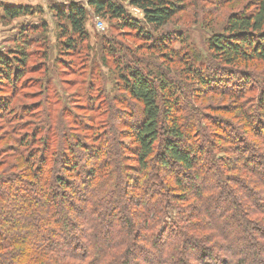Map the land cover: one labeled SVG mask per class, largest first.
I'll use <instances>...</instances> for the list:
<instances>
[{"label": "trees", "instance_id": "1", "mask_svg": "<svg viewBox=\"0 0 264 264\" xmlns=\"http://www.w3.org/2000/svg\"><path fill=\"white\" fill-rule=\"evenodd\" d=\"M179 1L130 0L129 4L142 12L141 22L132 20L124 6L113 0H87V6L97 16L133 29L147 39L145 47L157 50L168 48L167 38L155 42L151 33L176 16L183 5ZM34 12L28 7L0 3V20ZM59 17L64 19L58 34L63 39L61 50L73 51L78 42L86 39L87 10L72 6ZM148 28L153 31L148 32ZM32 36L21 32L16 40L18 47L0 54V83H12L15 77L14 85L19 79L16 73L25 65L29 46L37 42ZM206 44L224 74L205 77L198 59L183 58L197 88L205 91L211 87L210 91L215 92L223 87L221 80L227 75V88H234L238 82L248 85L252 73L237 67L264 64V0H256L246 12L231 14L222 30L213 32ZM238 74L240 81L233 78ZM152 75L129 67L125 75L119 76L118 90L140 104L139 120L125 125L129 129L125 137L135 145L127 158L120 156L122 142L117 141L113 131L104 133L99 142L100 135H90L95 141L92 147L75 140L65 153L51 152L48 158L37 156L32 149L26 154L18 153L17 162L24 169L16 182L24 188L0 190V264H264V243H256L254 236L263 231L257 225L264 223V203L255 200L254 195L264 197V184L245 203L231 201L229 205L230 191L221 195L223 198L212 193L215 187L226 189L224 183L235 179L223 175V170L234 169L237 162L217 158L216 150L223 149L220 143L230 145L233 156L240 155V163L264 179V170L254 162L256 154L241 146L243 138L215 117L205 118L207 126L216 130L210 143L209 137L198 133L193 119L182 117L185 108L174 85L166 77L156 74L158 80H154ZM113 100L124 105L116 96ZM259 107V111L246 113L243 120L249 123L246 126L252 130L250 133L264 138V126L259 133L256 124L250 123L253 115L264 117L263 101ZM90 127L95 129V125ZM77 152L86 157L91 153V162L76 163L73 156ZM125 167L137 173L132 182L125 183ZM172 169L176 172L171 173ZM10 179L2 176L0 183L10 186ZM166 195L170 203L165 201ZM6 199L9 201L5 203ZM77 201L81 206H75ZM186 202L187 206H183ZM135 206L141 210L140 215L133 211ZM169 206L176 209V218L167 215ZM144 213L147 214L143 216ZM185 216L188 222H184ZM201 216L208 218L203 228L196 223ZM186 228L213 234L197 239ZM135 237L142 240L134 244ZM218 249L224 255L213 256Z\"/></svg>", "mask_w": 264, "mask_h": 264}, {"label": "rangeland", "instance_id": "2", "mask_svg": "<svg viewBox=\"0 0 264 264\" xmlns=\"http://www.w3.org/2000/svg\"><path fill=\"white\" fill-rule=\"evenodd\" d=\"M113 1L124 6L132 20L142 21V12L131 6L130 0ZM179 2L183 4L181 9L166 26L155 32L151 28L147 29L148 32L153 31L151 34L155 42L166 37L167 49L159 47L157 50H152L145 47V44L149 43L146 38L139 37L138 33L129 27H122L118 21L97 16L87 6V0H28L19 6L34 9V14L13 20H0L1 55H6L18 47L16 40L21 32L33 35L32 37L37 41L35 46H29L25 65L19 72H14L20 75L15 84L13 85L15 77L12 78V83L8 84L5 80L0 83V178L9 176L13 181L10 186L0 183L1 191H7L9 188L13 190L16 186L24 188L16 182L23 176L24 169V166L17 162V155L20 152L26 154L31 149L37 156L48 158L51 152L65 153L68 146H74L75 140L83 141L92 147L95 142L91 138L92 135H100L97 137L99 142L104 139V133L109 134L113 131L117 141L122 142V150L119 148L120 156L127 158L135 145L130 138L125 137L129 130L125 125L134 122L136 124L140 113V104L118 90L119 76L125 75L129 67L145 74H153L154 80H158L159 75L166 77L177 89V94L181 98L185 108L182 117L193 119L199 134H205L209 137L210 143L213 142L212 133L216 130L207 126L208 122L205 118L215 117L222 125L235 130L243 138L244 143H240L241 146L256 154L257 158L254 162L264 170V138L255 137L250 133L252 130L246 126L249 123L243 120L246 113L259 111V105L264 102V92H262L264 64L239 65L237 69L241 72L252 73L249 84L238 82L234 88H227L226 78L229 77L227 75L221 80L223 87L214 89L213 92L210 91L211 87L205 91L197 88L199 85L188 75L183 59L185 57L198 59L197 65L200 66L205 77L224 74L207 49V38L213 32L221 31L231 14L248 11L256 0H180ZM0 3L18 6L3 0H0ZM72 6L87 10L85 28L87 35L83 42L77 43L73 51L63 52L60 46V40L63 39H60L58 34L64 19L59 17V14L68 11ZM43 24H46L45 28L41 27ZM30 26L37 29L28 30ZM233 78L240 81L241 77L238 74ZM197 94L200 96L197 97ZM114 96L118 101H124V105L115 103ZM250 123H255L260 133L259 130L264 126V117L262 118L260 114L253 115ZM92 125H95V129H91ZM220 146L223 149L221 152L216 150L217 158L224 162L228 159L237 162L234 169L223 170V175L235 179L224 183L227 190L215 187L212 193H218L220 198H223L221 195L230 191L227 198L229 205L231 201L245 203L244 200L248 199V196L262 188L264 179L256 175L250 167L241 164V156H233L235 152L230 149V145L220 143ZM90 155L91 153H87L86 157L77 152L73 157L76 163H81L82 160L84 165H88L91 162ZM125 168L124 177H127L125 183L132 182L137 173L132 168ZM173 172H176L175 169H172L171 173ZM58 174L61 175L62 172ZM76 180L73 182L76 183ZM162 181L160 180V183ZM160 189L161 187L156 188L164 192ZM221 190L223 194L220 193ZM78 194L82 195L79 192ZM209 194L211 193H207L206 197ZM164 199L170 203L168 195L164 196ZM254 199L264 203V197L258 194L254 195ZM3 201L6 203L9 200ZM187 203L182 205L187 206ZM172 204L174 206V201ZM75 206H81L80 201H77ZM171 207L167 209V215L176 218L177 211ZM250 209L255 210L251 204ZM133 211H137V215L141 213L137 206L133 207ZM145 214L147 213L143 216ZM249 217L252 218L251 215ZM187 219L188 216H185L184 222H188ZM206 221L208 218L201 216L196 223H200L203 228L206 227ZM192 225L194 226L195 223ZM263 227L264 223L257 225V228L263 231L254 233L256 243H264ZM187 230L197 239L213 234L196 229ZM215 234L214 236H218ZM133 240L135 244L142 238L138 240L135 237ZM219 242L222 244L221 241ZM138 244L143 243L136 245ZM220 254L224 255V252L218 249L213 256Z\"/></svg>", "mask_w": 264, "mask_h": 264}, {"label": "crops", "instance_id": "3", "mask_svg": "<svg viewBox=\"0 0 264 264\" xmlns=\"http://www.w3.org/2000/svg\"><path fill=\"white\" fill-rule=\"evenodd\" d=\"M28 0H3V2H7V3H15L18 5H23L27 2Z\"/></svg>", "mask_w": 264, "mask_h": 264}]
</instances>
